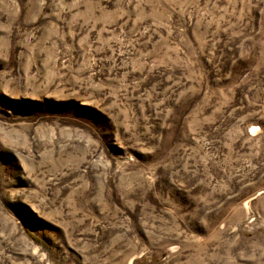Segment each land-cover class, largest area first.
Instances as JSON below:
<instances>
[{
	"label": "rangeland",
	"instance_id": "1",
	"mask_svg": "<svg viewBox=\"0 0 264 264\" xmlns=\"http://www.w3.org/2000/svg\"><path fill=\"white\" fill-rule=\"evenodd\" d=\"M0 264H264V0H0Z\"/></svg>",
	"mask_w": 264,
	"mask_h": 264
}]
</instances>
